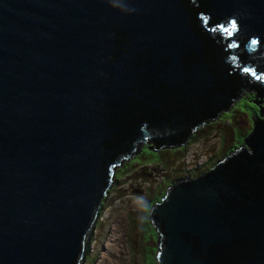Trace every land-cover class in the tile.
Returning <instances> with one entry per match:
<instances>
[{
  "label": "water",
  "instance_id": "1",
  "mask_svg": "<svg viewBox=\"0 0 264 264\" xmlns=\"http://www.w3.org/2000/svg\"><path fill=\"white\" fill-rule=\"evenodd\" d=\"M0 0V264H77L114 168L246 94L264 118V0ZM149 221L156 264H264V122Z\"/></svg>",
  "mask_w": 264,
  "mask_h": 264
},
{
  "label": "rangeland",
  "instance_id": "2",
  "mask_svg": "<svg viewBox=\"0 0 264 264\" xmlns=\"http://www.w3.org/2000/svg\"><path fill=\"white\" fill-rule=\"evenodd\" d=\"M249 95L244 94L234 107L198 127L181 148L154 152L149 149L154 146L146 144L130 161L114 168L81 264H155L157 233L149 221L151 208L176 181L206 175L243 145L255 127L253 118L260 119V107L253 103L256 95ZM114 234L122 237L120 243L113 242ZM90 254L94 261L88 263Z\"/></svg>",
  "mask_w": 264,
  "mask_h": 264
},
{
  "label": "trees",
  "instance_id": "3",
  "mask_svg": "<svg viewBox=\"0 0 264 264\" xmlns=\"http://www.w3.org/2000/svg\"><path fill=\"white\" fill-rule=\"evenodd\" d=\"M263 89H264V86H263ZM246 95L248 96L249 94L246 93ZM249 96H250V95H249ZM227 111H228V109H227ZM223 112H224V111H223ZM221 113H222V112H221ZM221 113H219L218 116H219ZM218 116H217L216 118H218ZM256 121H257V122H264V119L260 117V119H259V120H256ZM196 129H197V128H196ZM196 129L193 130V132L191 133L190 137L193 135V133L196 131ZM254 132H255V127H254L253 131H251V133H250L249 135H247V138H246V139H248V138H249ZM190 137H189V139H188L186 142H184L183 144L177 145V146H175V147H176V148H181L182 146H184L185 144H187V143L189 142ZM246 139H245V140H246ZM244 142H245V141H244ZM244 142H243V143H244ZM240 147H241V146H239L237 149H235V151L238 152V150L240 149ZM154 148H155V147H154ZM166 148H168V147H166ZM172 148H173V147H172ZM162 149H165V147L162 148ZM174 149H175V148H174ZM236 152H234V150H233L231 154H234V153H236ZM231 154H230V155H231ZM201 177H202V176H201ZM174 184H176V182H175ZM174 184H173V185H174ZM167 190H168V189H167ZM166 192H167V191H166ZM166 192H165V193H162L161 198H165ZM161 202H162V200H160L159 203H161ZM159 203H158V204H159ZM99 212H100V211H99ZM90 259L94 261L93 256H91V254L86 256V262L89 263V260H90ZM81 263H82V262H80L79 264H81ZM155 264H156V260H155Z\"/></svg>",
  "mask_w": 264,
  "mask_h": 264
},
{
  "label": "bare ground",
  "instance_id": "4",
  "mask_svg": "<svg viewBox=\"0 0 264 264\" xmlns=\"http://www.w3.org/2000/svg\"><path fill=\"white\" fill-rule=\"evenodd\" d=\"M100 209H101V208H100ZM123 219H124V218H123ZM123 219H122V220H123ZM124 221H126V220L124 219ZM121 226H122V225H121ZM122 228H123V227H122ZM122 230H123V229H122ZM117 234H118V233H117ZM118 236H119V235H118ZM113 238H114V241H113V242L120 243V239H121L122 237H117L116 234H114V235H113ZM110 240H111V239H110ZM111 241H112V240H111ZM109 242H110V241H109ZM110 244H112V243H110ZM110 244H108V245H110ZM106 245H107V244H106ZM113 245H114V244H113ZM114 246H115V245H114ZM108 248H109V247H108ZM114 248H115V247H114ZM109 250H110V248H109ZM120 250H121V249H120ZM113 251H114V250H113ZM113 251H112V252H113ZM117 251H118V250H117ZM112 252H111V253H112ZM120 252H121V251H120ZM86 253H87V250H86ZM86 253H85V254H86ZM116 253H117V252H116ZM121 255H122V254H121ZM111 256H112V255H111ZM117 256H118V255H117ZM116 258H117V257H116ZM118 258H120V257H118ZM81 261L83 262V261H85V260L82 258L81 260H79V262H78L77 264H79ZM119 261H120V260H119ZM119 263L122 264L121 262H119ZM113 264H114V263H113Z\"/></svg>",
  "mask_w": 264,
  "mask_h": 264
},
{
  "label": "clouds",
  "instance_id": "5",
  "mask_svg": "<svg viewBox=\"0 0 264 264\" xmlns=\"http://www.w3.org/2000/svg\"><path fill=\"white\" fill-rule=\"evenodd\" d=\"M119 7L122 8L124 11H135V9L131 8L128 4V0H121Z\"/></svg>",
  "mask_w": 264,
  "mask_h": 264
},
{
  "label": "flooded vegetation",
  "instance_id": "6",
  "mask_svg": "<svg viewBox=\"0 0 264 264\" xmlns=\"http://www.w3.org/2000/svg\"><path fill=\"white\" fill-rule=\"evenodd\" d=\"M149 144V143H148Z\"/></svg>",
  "mask_w": 264,
  "mask_h": 264
}]
</instances>
